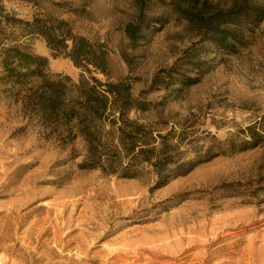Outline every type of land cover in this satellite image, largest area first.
I'll return each mask as SVG.
<instances>
[{
  "label": "rangeland",
  "instance_id": "1",
  "mask_svg": "<svg viewBox=\"0 0 264 264\" xmlns=\"http://www.w3.org/2000/svg\"><path fill=\"white\" fill-rule=\"evenodd\" d=\"M212 1L228 7L233 0ZM249 1L264 6V0ZM140 2L149 27L132 43L125 28L137 19ZM0 5L27 20L65 19L78 34L103 43L110 80L125 79L134 97L146 102L130 117L156 132L171 130L182 138L186 158L200 157L188 172L168 180L149 164H139L135 176L84 165L81 138L66 141L46 132L0 83V264H44L76 253L75 242L65 248L54 243V225L61 236L72 230L67 238L85 231L87 240L96 238V251L131 242V249L144 245L152 251L138 249L139 258L130 251L125 261L132 264H174L175 249L176 264H264V142L244 147L252 132L264 134V18L247 31L246 45L227 53L200 42L171 0ZM22 41L47 58L48 71L75 80L81 75L42 35ZM172 66L185 75L169 77ZM185 76L197 81L187 83ZM87 263L95 264L93 258Z\"/></svg>",
  "mask_w": 264,
  "mask_h": 264
},
{
  "label": "trees",
  "instance_id": "2",
  "mask_svg": "<svg viewBox=\"0 0 264 264\" xmlns=\"http://www.w3.org/2000/svg\"><path fill=\"white\" fill-rule=\"evenodd\" d=\"M171 1L172 10L200 42L211 43L227 53H236L246 45L247 31L264 18V6L249 0H233L228 7L212 0ZM147 27L140 2L137 19L129 22L125 31L135 43ZM30 34L42 35L55 53L69 57L82 69L79 78L48 71L47 58L34 53L22 41ZM174 69L172 66L166 70L169 77L173 73L185 75ZM183 79L187 83L197 81L191 76ZM154 82L160 83L157 76ZM0 83L46 132L66 141L81 138L87 149L84 165L135 176L139 164H149L161 179L168 180L188 172L200 159L186 158L182 138L171 136V130L165 134L156 132L130 117L131 112L146 109V102L134 97L125 79L110 80L105 45L78 34L65 19L35 16L27 20L0 5ZM251 136L245 148L264 142L260 132H252Z\"/></svg>",
  "mask_w": 264,
  "mask_h": 264
},
{
  "label": "bare ground",
  "instance_id": "3",
  "mask_svg": "<svg viewBox=\"0 0 264 264\" xmlns=\"http://www.w3.org/2000/svg\"><path fill=\"white\" fill-rule=\"evenodd\" d=\"M60 229H61V227H59L58 225H54V229L52 230V232H53L52 233L53 234L52 239H53L54 243L56 245H61L62 248H65L66 246H68V245L72 244L73 242H75L76 245H75L74 248H76V253L71 254V255L67 254V255H65V257L63 259L61 258L60 260H56V261L55 260L52 261V260L49 259L44 264H89V263H87V259L88 258H93L95 264H115L119 260H124L125 261V259L128 257L127 253H129L130 251H132V253L134 252L135 253L134 256H136V257L138 256V253H139L138 249H142L144 251H151L150 249L147 248V246H144V245H139V246H136L133 249H131V246L134 244L133 242L127 244L126 246L124 245L123 247L104 248L102 250L96 251V250H94V248L97 246V243H98V242L94 243L95 242L94 240L96 238H93L92 241L87 240L88 237H86L85 231H83L81 234H79L77 236L74 235V237L67 238L72 233V230L71 231H67L64 234V236H61L60 233H59ZM40 231L43 232V233H47V228L44 227ZM38 241H40V238H38ZM48 249L49 250L50 249L53 250V247L47 246L45 250H48ZM178 251L179 250H177V249L173 250L172 251L173 255L170 258L177 260V256H178V253H179ZM154 253H157L155 255L158 256L159 258L167 256V255H165L164 253H161V252H155L154 251L153 254ZM198 254H200V253H198ZM194 255H195V253H194ZM138 258H139V256H138ZM41 259L42 258H40L39 261H41ZM42 260H44V259H42ZM175 260H172L174 262V264H176V262H177ZM153 261H155V260H153ZM153 261H152V263H153ZM157 261H156V263H157ZM125 262H126V264H128L129 262L131 263L133 261L130 260V261H125ZM179 264H181V263H179Z\"/></svg>",
  "mask_w": 264,
  "mask_h": 264
}]
</instances>
